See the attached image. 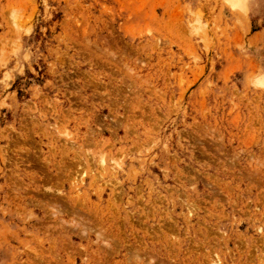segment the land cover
Listing matches in <instances>:
<instances>
[{
  "label": "rangeland",
  "instance_id": "rangeland-1",
  "mask_svg": "<svg viewBox=\"0 0 264 264\" xmlns=\"http://www.w3.org/2000/svg\"><path fill=\"white\" fill-rule=\"evenodd\" d=\"M0 264H264V0H0Z\"/></svg>",
  "mask_w": 264,
  "mask_h": 264
}]
</instances>
